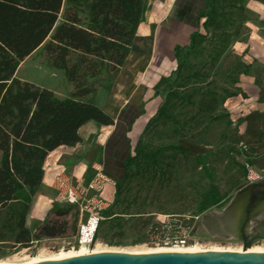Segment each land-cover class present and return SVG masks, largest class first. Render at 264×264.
<instances>
[{
  "label": "rangeland",
  "instance_id": "1",
  "mask_svg": "<svg viewBox=\"0 0 264 264\" xmlns=\"http://www.w3.org/2000/svg\"><path fill=\"white\" fill-rule=\"evenodd\" d=\"M208 2L200 37L193 41V48L178 54L179 71L160 96L162 114L142 134L137 150L141 163L130 169V180L121 184L119 205H113L114 199L109 201L111 208L96 242L86 248L89 252H264V177L253 169L250 152L229 129L225 113L213 117L205 110L207 101H225L238 94V79L249 72L247 43L264 30V14L257 6L264 7V0ZM151 51L152 45L138 44L118 74L90 81L88 87L94 93L80 100L119 108L140 84ZM77 58L73 56L72 61ZM20 68L17 79L51 91L61 100L75 94L64 73L50 68L44 46ZM143 164L166 181H146ZM251 176L260 179L253 181ZM111 181L118 185L121 180ZM214 189L224 203L203 213L202 202ZM112 190L108 188V196ZM49 192L51 213L38 232L31 234L32 246L13 249L11 243L0 244V264H26L82 250L75 241L77 211L56 205L54 191L50 188ZM5 217L6 212L2 220ZM39 241L49 242L36 245Z\"/></svg>",
  "mask_w": 264,
  "mask_h": 264
},
{
  "label": "trees",
  "instance_id": "2",
  "mask_svg": "<svg viewBox=\"0 0 264 264\" xmlns=\"http://www.w3.org/2000/svg\"><path fill=\"white\" fill-rule=\"evenodd\" d=\"M208 9L206 0L200 22ZM145 11L143 0H0L1 245L11 243L13 249L31 246L26 218L42 185L48 157L62 147L81 144L79 131L90 122L115 125L95 105L80 99L94 93L88 87L90 81L107 73L116 75L123 68ZM198 37L200 31L188 47L178 48L176 53L193 48ZM43 46L50 68L63 72L75 87L72 97L61 100L51 91L16 78L21 64ZM73 56H78L77 61H72ZM161 114L162 107L156 118ZM138 145L124 163L123 179L115 185L114 206L120 203L121 184L131 178L130 169L141 163ZM141 168L146 181H166L164 175H153L146 164ZM223 203L224 198L214 189L202 202V212Z\"/></svg>",
  "mask_w": 264,
  "mask_h": 264
},
{
  "label": "crops",
  "instance_id": "3",
  "mask_svg": "<svg viewBox=\"0 0 264 264\" xmlns=\"http://www.w3.org/2000/svg\"><path fill=\"white\" fill-rule=\"evenodd\" d=\"M143 1L146 11L131 51L138 44L152 45V51L147 57L140 84L115 110L93 104L111 117L115 123L113 127L90 122L79 131L81 144L73 148L62 147L48 157L42 185L32 199L26 218V228L31 234L37 233L48 220L51 213L49 190L54 191L55 179L60 174L88 181L86 174L94 164H99L114 182L122 179L125 161L158 114L162 107L160 96L180 65L176 50L188 47L192 36L200 31L202 21L199 19L206 9V0ZM257 6L264 14V7ZM247 45L245 63L249 72L239 77L238 94L225 101H207L205 110L213 117L225 113L229 129L236 132L237 141L250 152L253 169L264 177V30L251 37ZM109 187L113 188L111 196H108ZM114 196L115 185H110L105 197L112 201Z\"/></svg>",
  "mask_w": 264,
  "mask_h": 264
},
{
  "label": "built area",
  "instance_id": "4",
  "mask_svg": "<svg viewBox=\"0 0 264 264\" xmlns=\"http://www.w3.org/2000/svg\"><path fill=\"white\" fill-rule=\"evenodd\" d=\"M259 179V176H251L253 181ZM110 185L114 184L99 165L93 167V176L88 181L75 180L65 173L55 179L54 203L75 209L78 213L79 224L75 241L80 248H89L97 240L101 225L105 221L104 215L111 208L105 197L106 188Z\"/></svg>",
  "mask_w": 264,
  "mask_h": 264
},
{
  "label": "water",
  "instance_id": "5",
  "mask_svg": "<svg viewBox=\"0 0 264 264\" xmlns=\"http://www.w3.org/2000/svg\"><path fill=\"white\" fill-rule=\"evenodd\" d=\"M40 264H264V254L206 253V254H144L117 255L112 253L91 255L64 261H46Z\"/></svg>",
  "mask_w": 264,
  "mask_h": 264
},
{
  "label": "bare ground",
  "instance_id": "6",
  "mask_svg": "<svg viewBox=\"0 0 264 264\" xmlns=\"http://www.w3.org/2000/svg\"><path fill=\"white\" fill-rule=\"evenodd\" d=\"M21 69V68H19ZM19 71V70H18ZM49 241H39L36 243V245H42L45 243H48ZM82 250L80 252H75V253H70V254H66V255H60L54 258H50V259H36V260H32L31 262H28L26 264H40L46 261H64V260H71V259H76V258H80V257H85V256H91V255H102V254H107V253H112V254H117V255H131V256H135V255H144V254H206V253H221V251H198V250H194V249H186V250H160V251H155V252H131V253H125V252H108V251H101V250H97V251H92L89 252L87 251L86 248H81ZM226 253L232 254V253H244L247 252L246 250H240L237 252H233V251H225ZM254 254H264L263 251L260 250H252L251 251Z\"/></svg>",
  "mask_w": 264,
  "mask_h": 264
}]
</instances>
